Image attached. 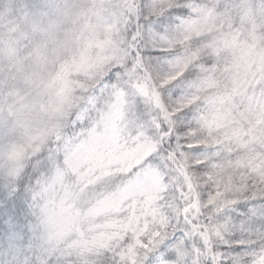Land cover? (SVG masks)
Segmentation results:
<instances>
[{
    "label": "rangeland",
    "instance_id": "374dc122",
    "mask_svg": "<svg viewBox=\"0 0 264 264\" xmlns=\"http://www.w3.org/2000/svg\"><path fill=\"white\" fill-rule=\"evenodd\" d=\"M204 2L210 5L208 12L203 18L191 19L186 35L174 32L169 47L180 57L191 49L193 60L200 61L195 66L197 72L207 71L208 82L201 95L174 111L202 101V109H209L202 126L208 137L204 143L234 142L252 131L249 117L264 103V90L260 89L264 9L260 0ZM133 4L134 0H0V180L14 181L23 172L28 181L45 160L49 164L39 174L47 176L52 164L48 145L60 141L51 157L53 161L56 154L61 156L60 172L50 179L48 200L39 210L43 214L42 231L49 239L66 237L108 212L118 211L122 193H110L109 186V190L100 186L101 191L90 193L88 186L108 184L109 167L116 163L136 164L153 146L154 142L147 138L130 148L133 140L128 139L124 145L119 141L121 132L130 131L137 122V105L150 108L148 96L158 76L155 71L143 83L133 77L96 93L75 131V122L68 119L92 95V89L106 74L102 69L113 60L123 63L122 56L117 59V55ZM219 4L228 6L223 19L222 13L215 12ZM206 61L212 64L206 67ZM191 62L182 65L176 76ZM175 78L168 77L161 87ZM153 102H159L158 94L153 96ZM91 111L94 120H90ZM214 133H220L219 139ZM229 152L233 167L226 176L228 182L243 180L259 167H253L255 157L245 144H233ZM156 178L153 173L145 182L134 184L135 193L143 195V205L158 196L160 185ZM187 181L194 192L203 186L198 185V177H188ZM72 201L79 219L70 214L67 204ZM89 202L93 206L86 210ZM188 254L181 252L182 257ZM195 260L192 256L191 264Z\"/></svg>",
    "mask_w": 264,
    "mask_h": 264
},
{
    "label": "snow or ice",
    "instance_id": "6c2138e0",
    "mask_svg": "<svg viewBox=\"0 0 264 264\" xmlns=\"http://www.w3.org/2000/svg\"><path fill=\"white\" fill-rule=\"evenodd\" d=\"M130 7L134 11L127 13L128 22L117 55V59L122 56L123 63L113 60L102 69L106 74L92 89V95L70 114L69 121L75 122L72 129L75 131L96 93L133 77L137 83H143L155 71L158 76L152 81L154 91L148 96L151 111L145 113L139 104L137 108L149 134L159 142L155 151L129 173L128 180L140 181L146 171L155 170L163 177L164 191L158 204L153 205L152 226L138 241L136 234L128 237L111 256L105 257V264H191L192 243L198 250L196 264H264V147H260L264 146V103L249 117L252 131L248 135L234 142L204 143L208 137L202 126L209 109L191 104L174 110L201 95L208 73L197 72L195 66L200 61L193 60L191 49L180 57L172 53L169 45L174 32L186 35L191 19L203 18L210 5L204 0H167V3L134 0ZM260 7L264 9V0H260ZM227 8L219 4L215 12L222 13L223 19L228 14ZM189 61L191 64L176 76ZM211 64L212 61L205 62L206 67ZM172 76L176 78L161 87ZM261 77L260 89L264 90V71ZM156 94L158 103L153 102ZM261 100L264 101V91ZM247 107L251 111V105ZM214 135L219 139L220 133ZM233 144L237 147L245 144L252 150L253 167L257 164L259 167L243 180L228 182L226 176L233 167L229 150ZM161 159L173 168L172 174H178L171 187L169 176L163 175ZM179 163H183V169ZM46 168L47 164L41 165L33 179ZM190 172L196 174L202 189L194 192L185 182L183 177ZM38 204L25 173L14 181L0 180V264H74L70 257L64 256L63 247L42 231L43 214ZM129 248L136 253L131 261ZM182 251L189 254L182 257Z\"/></svg>",
    "mask_w": 264,
    "mask_h": 264
},
{
    "label": "trees",
    "instance_id": "16d2710c",
    "mask_svg": "<svg viewBox=\"0 0 264 264\" xmlns=\"http://www.w3.org/2000/svg\"><path fill=\"white\" fill-rule=\"evenodd\" d=\"M99 105V104H98ZM145 109V110H144ZM145 113L151 111L150 108H143ZM90 120H94V115L91 111L89 113ZM138 117L136 119L134 126L130 131L124 130L120 134V141L119 143L126 144L128 139L133 142L129 143L130 146L138 142H145L147 139L153 143L152 148H150L148 153H144L141 159H138L136 164L130 165H119L113 164L111 167L108 168V176H109V183L106 185L96 183L98 186H88L90 193H94L102 188H107L110 193L116 194L117 192L123 194V200H121L120 208L118 211L108 212V214L104 215L103 217L96 219L95 222H91L85 228H79L78 231L74 233H70L68 236L63 238H55L50 239L52 240L57 246H62L64 249V256L70 257L71 261L74 264H105V257L111 256L114 249L118 248L121 244L125 243L128 237L133 236L136 234V239L138 241L139 236H142L144 232L152 226V212H153V205L158 204L159 200L161 199L160 193L164 191L161 187L163 177L161 175H157L155 170L146 171L144 179L152 175L153 173L156 174L158 179V184L160 185V191L156 194L157 198L154 199L149 204L143 205L144 198L138 196L135 193V185L138 181H129L128 176L129 173L133 172L145 159L149 156L153 151H155L156 145L158 144V140L153 139V136L149 134V129L147 125L140 120V113H138ZM92 123V122H90ZM90 123L88 124L87 128L90 127ZM144 136V138H143ZM147 138L146 140H144ZM137 141V142H135ZM132 143V144H131ZM60 141L56 140L53 141L51 144L48 145L47 153L50 155L51 160V170H49V174L46 175H38L35 179H33L34 175H30L28 178L31 181V186L35 190V194L37 199L39 200L38 210L41 209L42 204H45V201L48 200L46 198V193L49 187L50 179L53 178L57 172H60V166L62 164L61 156L56 154L54 160L52 161L51 157L54 156L56 149L59 148ZM59 157V159H57ZM49 159V158H48ZM46 161L43 164H46ZM59 163V164H58ZM161 163L164 164V160L161 159ZM49 162L47 161V165ZM177 164L174 163L173 167H176ZM181 166V163L178 164ZM183 167V166H182ZM164 173L163 175L169 176V183L168 186L171 187L173 184L177 182L178 174H172L173 168H170L168 164H164ZM55 170V171H54ZM55 172V173H54ZM149 174V175H148ZM187 176L190 180L196 178L195 173H188ZM144 179L140 180V182H145ZM186 183H188L187 179L183 177ZM198 182V185L201 183ZM138 188V187H137ZM197 188L202 189L203 186H198ZM196 188V190H197ZM97 189V190H96ZM195 190V191H196ZM127 192L128 194H126ZM42 198L39 199V198ZM76 198V197H75ZM75 202H68L67 205L70 206V214H74L80 218L76 213L73 212ZM93 202H89L90 205L84 207L86 210L91 208ZM86 213V212H85ZM84 215V214H83ZM74 226V225H73ZM77 227V226H75ZM73 228V227H71ZM70 228V229H71ZM75 230L77 228H74ZM139 230V231H138ZM144 230V231H143ZM191 240V238H189ZM129 253V260L131 261L135 256L136 253L133 249H127ZM197 249L194 243L191 244V254L193 259L195 258V264L197 261Z\"/></svg>",
    "mask_w": 264,
    "mask_h": 264
},
{
    "label": "clouds",
    "instance_id": "9594fccd",
    "mask_svg": "<svg viewBox=\"0 0 264 264\" xmlns=\"http://www.w3.org/2000/svg\"><path fill=\"white\" fill-rule=\"evenodd\" d=\"M197 105L202 108L203 107V102L198 100L192 105V107H195ZM68 119H70V115L68 116Z\"/></svg>",
    "mask_w": 264,
    "mask_h": 264
},
{
    "label": "water",
    "instance_id": "95a60500",
    "mask_svg": "<svg viewBox=\"0 0 264 264\" xmlns=\"http://www.w3.org/2000/svg\"><path fill=\"white\" fill-rule=\"evenodd\" d=\"M182 169V168H181ZM185 178L188 180V177H187V175H185Z\"/></svg>",
    "mask_w": 264,
    "mask_h": 264
}]
</instances>
